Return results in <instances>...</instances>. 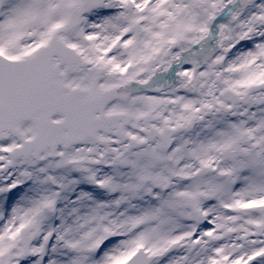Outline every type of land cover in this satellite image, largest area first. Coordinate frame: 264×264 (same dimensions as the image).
<instances>
[{
	"label": "rangeland",
	"instance_id": "374dc122",
	"mask_svg": "<svg viewBox=\"0 0 264 264\" xmlns=\"http://www.w3.org/2000/svg\"><path fill=\"white\" fill-rule=\"evenodd\" d=\"M75 7L84 18L72 26ZM263 17L261 0H107L103 8L85 0H0V52L26 57L60 34L93 63L79 75L66 72L71 84L98 92L131 78L156 79V92L109 111H125L133 126L153 111L159 128L195 123L169 151L134 128V143L106 135L110 144L80 147L93 162L106 155L90 168L97 181L82 182L58 168L54 175L47 159L12 161L2 154L0 264H123L139 248L156 256L153 264H236L242 246L244 258L264 251V239L255 234L264 214L248 209L264 203V90L235 105L221 97L227 88L243 97L249 85L264 81ZM196 34L210 43L182 41ZM215 40L216 54L199 65L194 57ZM188 77L190 86L183 82ZM26 133L33 135V126L26 125ZM201 162L216 172L197 174ZM14 184L21 187L17 194ZM116 227L122 238L102 251ZM27 228L35 235L31 258L20 243ZM178 239L182 247L163 255Z\"/></svg>",
	"mask_w": 264,
	"mask_h": 264
},
{
	"label": "water",
	"instance_id": "95a60500",
	"mask_svg": "<svg viewBox=\"0 0 264 264\" xmlns=\"http://www.w3.org/2000/svg\"><path fill=\"white\" fill-rule=\"evenodd\" d=\"M95 4H103L104 0H91ZM78 13L75 20L81 18ZM55 56L61 58V63L68 67L72 63L82 62L81 57L60 37H53L49 45L34 57L26 60L11 61L0 55V140L8 137L6 132H12L23 140V145L16 147L11 153L14 157L39 156L48 148H64L73 144L84 143L87 139L97 137L102 123L111 122V116L105 109L115 99H127L136 90V82L104 90L100 95L86 97V92L78 88L70 89L58 84L56 78L60 71L59 65H54ZM88 65V64H87ZM264 85L253 87L257 91ZM226 97L233 101L238 95L227 91ZM97 113L101 116L98 117ZM64 115L65 119L55 122L53 117ZM25 120L33 121L37 127L36 137L26 140L20 126ZM193 127V124L190 125ZM183 129L169 128L162 135L167 148L173 144V136ZM154 137H151V140ZM210 168L207 169L208 172ZM264 209V208H261ZM33 237L27 232L24 238V250L30 254ZM180 242L174 243L168 250H174ZM153 256L146 252L136 255L128 264H151Z\"/></svg>",
	"mask_w": 264,
	"mask_h": 264
},
{
	"label": "bare ground",
	"instance_id": "6f19581e",
	"mask_svg": "<svg viewBox=\"0 0 264 264\" xmlns=\"http://www.w3.org/2000/svg\"><path fill=\"white\" fill-rule=\"evenodd\" d=\"M229 28V25H227V29ZM208 34L206 33V32H204L203 33V37H206ZM198 40V41H197ZM182 41L184 42V43H187V44H191V43H197V42H199V43H201L202 44V40H201V38L199 37V35L198 34H196L195 35V38H193V39H187V38H183L182 39ZM214 42V41H213ZM210 42L207 40L206 42H205V44H202V45H208ZM212 43V42H211ZM218 49V46H217V41L215 40V42L213 43V45H211V50L213 51V53L215 54L216 53V50ZM220 50V49H219ZM189 52H190V49L188 48V49H186V50H184L183 51V55L184 56H186L187 54H189ZM181 59H183L182 58V56L180 55V60ZM183 60H181V64H180V67H186L185 66V64H184V62H182ZM179 61H176V64L178 63ZM172 62L170 61V62H164V68H163V70L164 71H167L168 69H169V66H170V64H171ZM176 64H174V65H176ZM163 65V64H162ZM160 66H161V64H160ZM186 69V68H185ZM192 80H193V78H191V77H188V79L185 81V80H183V82L184 83H186V84H189V83H191L192 82ZM185 89V88H184ZM186 90V89H185ZM187 91V90H186ZM186 95H190V94H186ZM152 180V179H151ZM122 194H123V192H121Z\"/></svg>",
	"mask_w": 264,
	"mask_h": 264
},
{
	"label": "flooded vegetation",
	"instance_id": "af4514ba",
	"mask_svg": "<svg viewBox=\"0 0 264 264\" xmlns=\"http://www.w3.org/2000/svg\"><path fill=\"white\" fill-rule=\"evenodd\" d=\"M76 151H79V150H76ZM70 152H73V149L68 150V151H63L62 154H61V157L60 158L58 157L59 159L57 158V160H60L63 163H65V162L68 163V159L71 158V156L69 154ZM76 158L81 159L82 157H76Z\"/></svg>",
	"mask_w": 264,
	"mask_h": 264
}]
</instances>
